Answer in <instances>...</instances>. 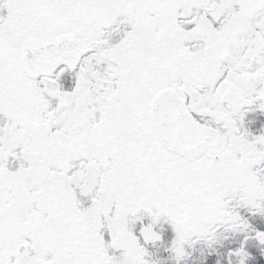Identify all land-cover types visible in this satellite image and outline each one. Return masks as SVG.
<instances>
[{"label": "snow or ice", "instance_id": "snow-or-ice-1", "mask_svg": "<svg viewBox=\"0 0 264 264\" xmlns=\"http://www.w3.org/2000/svg\"><path fill=\"white\" fill-rule=\"evenodd\" d=\"M0 264H264V0H0Z\"/></svg>", "mask_w": 264, "mask_h": 264}]
</instances>
